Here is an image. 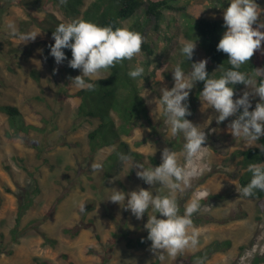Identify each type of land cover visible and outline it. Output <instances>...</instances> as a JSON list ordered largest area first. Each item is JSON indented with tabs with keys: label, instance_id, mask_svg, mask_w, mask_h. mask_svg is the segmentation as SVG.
<instances>
[{
	"label": "rangeland",
	"instance_id": "1",
	"mask_svg": "<svg viewBox=\"0 0 264 264\" xmlns=\"http://www.w3.org/2000/svg\"><path fill=\"white\" fill-rule=\"evenodd\" d=\"M255 2L261 11L258 22H264V0ZM229 3L230 0H180L176 6L181 9H171L165 14L168 20L175 19L178 25L185 27L186 18L223 20ZM54 12L65 20L63 14ZM24 19H28L27 14L18 6L12 7L10 14L4 17L3 32L14 44L33 43H21L8 34L9 22L18 29ZM138 21L145 27L143 43L152 41L162 48L167 45L162 33L155 29L154 18L147 20L141 12ZM134 22L125 21L124 28L135 32ZM32 31L40 32L34 42L54 41L37 28ZM186 41L189 40L179 33L172 37L167 45L169 51L159 59L148 57L143 49L135 56L138 66L149 64L147 77L141 79L140 85L153 123L123 140L131 151L147 157L145 168L160 165L164 148L176 152L178 163L189 167L182 155L183 135L170 134V125L159 104L162 90H171L174 86L173 70L178 63L173 58ZM261 50L264 52V41ZM193 57L194 63L206 59V67L210 65L197 43ZM35 69L42 72L40 83L31 76ZM81 74L79 71L76 76ZM108 75V71H103L99 78ZM63 86L64 79H52L42 57L29 62L0 57V104L18 107L26 123L36 127L24 134L11 128L9 116L0 111V242L6 246L0 264H196L191 256L205 251L215 241L226 240L231 241V247L213 254L204 264H264V210L259 199L240 194L239 167L234 157L237 150L256 146L248 147L241 138L231 135L228 124L236 117L217 124L218 114L202 103L201 97L197 106L190 109L192 114L186 119L204 131L207 139L195 163L199 175L192 180L190 188L174 195L181 207L180 214L194 196H199L201 207L191 217L199 231V243L174 260L166 257L161 261L150 251L151 243L146 248L127 245L126 238L138 242L146 237L144 225L148 216L155 214L152 209L138 220L130 210H125L126 201L118 204L108 199L113 188L125 194L140 188L152 191L153 195L171 193L159 185H147L137 177L138 169H131L130 163L120 162L113 172L110 164L106 168L113 148L96 154L91 152L88 135L98 121L80 117L79 100L62 94ZM256 143L260 145L259 140ZM150 157L159 163H152ZM93 162L102 164V170L92 171ZM37 185L39 193L34 192ZM80 202L86 204L85 212L79 211ZM23 206L26 208L20 214ZM66 229H71V233H66ZM118 232L123 236L115 240ZM45 236L56 243L48 244Z\"/></svg>",
	"mask_w": 264,
	"mask_h": 264
},
{
	"label": "clouds",
	"instance_id": "2",
	"mask_svg": "<svg viewBox=\"0 0 264 264\" xmlns=\"http://www.w3.org/2000/svg\"><path fill=\"white\" fill-rule=\"evenodd\" d=\"M67 0H60L66 4ZM261 11L255 0H230L224 10L223 21L226 31L217 45V51L228 56L231 66L219 78H210L206 71L207 60L191 64L187 74L177 65L173 70L174 86L171 90H162L159 104L163 106V115L170 125V134H182V155L189 167L178 163L177 153L164 148L159 166L145 168L143 163L134 162L132 157L123 153L119 159L123 163H130V167L138 169L136 175L147 185H159L167 188L170 195L155 194L150 190L140 188L138 191L125 192L111 189L108 200L120 204L126 201L125 210H130L136 219H142L151 208L153 215L148 216L144 225L148 232L147 240L151 241L150 251L163 261L166 257L173 260L187 249H195L199 243V231L193 226L191 217L200 209V198L194 196L186 205L183 214H180L175 193L184 192L191 187V182L199 175L195 167L207 139L204 131L186 119L192 113L186 103L190 90L198 81L204 82L200 93L201 101L213 108L218 114L217 124L229 117H236L228 124V130L234 138H241L248 147L257 146L264 153V144L257 145V141L264 136V68L255 69V77L239 69L249 62L254 53L261 49L264 41V22H258ZM255 25V27H254ZM8 34L27 44L35 41L40 32L30 31L20 33L13 22L7 24ZM55 41L50 47V55L57 65L67 59L63 49L71 50V59L68 66L79 69L81 75L70 78L75 88L80 90H94L95 85L86 82L85 78H99L103 71L115 67L117 63L131 60L141 52L144 38L138 32L111 25L101 27L84 20H73L60 23L52 33ZM196 48V42L186 41L181 54L191 60ZM54 71H56L54 69ZM143 67H136L128 75L135 79L142 76ZM243 84L248 90L238 99H233L235 93L230 85ZM251 97H258L259 102L252 107ZM242 109V112L239 110ZM239 114L237 115V113ZM91 170H102V164L91 163ZM247 171L252 174L250 182L241 189L243 197H252L256 190L264 191V163H251ZM202 195V194H200ZM85 203L80 202V212H85ZM159 214L163 218H157ZM143 242V241H142ZM196 264H204L197 260Z\"/></svg>",
	"mask_w": 264,
	"mask_h": 264
},
{
	"label": "trees",
	"instance_id": "3",
	"mask_svg": "<svg viewBox=\"0 0 264 264\" xmlns=\"http://www.w3.org/2000/svg\"><path fill=\"white\" fill-rule=\"evenodd\" d=\"M179 3L180 0H67V3L62 5L60 0H0V57L5 60L16 59L25 62H29L35 57L45 59L52 79L59 77L64 79V86L60 92L69 98L79 100V116L83 119L98 121V125L88 135L89 146L93 154L106 148H113L105 163L106 168L110 164L113 172L119 166L121 162L119 159L120 153L131 156L135 161L145 164L147 157L139 152L131 151L129 144L123 138L133 137L136 130L146 124L153 123L149 105L142 95L140 85L141 79L147 77L146 72H149V64H144L142 76L133 79L128 73L138 67L135 63V57L131 60H124L117 63L115 67L110 68L107 77L96 80L85 78L86 82L95 85L94 90H75L71 86L73 84L70 78L76 77L80 70L72 69L68 66V61L72 58L71 50L63 49L67 59L62 64L57 65L54 57L50 55L49 47L55 41H39L27 45L14 44L12 40L5 37L3 32L4 17L10 14L12 7L18 6L26 12L28 17V19L20 22L18 27L20 33H27L37 28L51 37L60 23H67L77 19L91 22L101 27L111 25L114 30L117 27L124 28L125 21L135 20L132 28L135 32L143 35L144 24L138 21V16L143 12L147 20L150 18L155 19V29L162 33L167 45L172 37L179 33H182L185 39L195 41L204 50L209 59L210 65L206 67L209 77L219 78L224 71L231 67L228 63L227 54L217 51L219 40L226 31L224 21L207 19L191 21L186 18L187 23L185 27H182L178 25L175 19L168 20L165 14L166 11L171 9H181L176 6ZM54 11L63 14L65 20L60 19ZM163 26H166V28H163ZM261 31H264V29H261ZM167 45L162 48L159 44L154 45L152 41H148L143 43L142 49L148 57L156 56V59H159L161 54L169 51ZM173 59L184 72H190L194 57L191 60H187L181 54V50H179V53ZM259 68H264V52L261 49L256 51L250 61L242 65L239 70L255 77V69ZM31 76L37 83L42 82V72L39 70H33ZM255 78L257 80L260 79L259 77ZM230 86L233 87L235 93L233 99L240 98L243 92L248 90L243 84ZM203 87L204 82L198 81L190 90L192 94H189L188 97L189 110L197 106ZM250 101L252 107L249 110L252 111L255 108V104L259 102V98L250 96ZM0 111L9 116L11 128L22 131L24 134L36 128L26 123L23 113L16 106L0 104ZM239 111L242 112V109ZM259 142L260 145L264 144V136L259 138ZM234 157L239 167L238 179L242 189L250 182L252 177V174L247 171L248 165L251 163H264V153L256 146L237 150ZM149 159L152 163H159L154 157ZM34 192H40L38 185ZM252 198L259 199L260 207L264 210V191L256 190ZM25 208L23 206L19 210L20 214ZM179 209L181 211L180 206ZM160 217L159 215L158 218ZM65 232L71 233V229H66ZM13 234H16L15 229ZM120 235L122 234L118 232L114 235V239H119ZM147 235L138 242L131 238H126L128 247L146 248L151 243V241L147 240ZM45 237L48 244L56 243L55 240ZM231 245L232 243L229 240L215 241L205 251L191 256L190 259L193 262L202 259L205 263L213 254L223 251L231 247ZM111 248H113L112 245L110 250ZM5 249L6 246L0 242V257L4 254ZM66 259L68 258L66 257ZM43 264L47 263L44 262ZM71 264L74 263L71 262Z\"/></svg>",
	"mask_w": 264,
	"mask_h": 264
}]
</instances>
